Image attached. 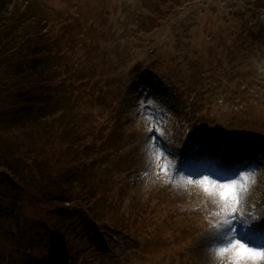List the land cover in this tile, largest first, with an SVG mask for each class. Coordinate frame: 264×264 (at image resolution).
Returning a JSON list of instances; mask_svg holds the SVG:
<instances>
[{"label":"rangeland","instance_id":"rangeland-1","mask_svg":"<svg viewBox=\"0 0 264 264\" xmlns=\"http://www.w3.org/2000/svg\"><path fill=\"white\" fill-rule=\"evenodd\" d=\"M32 1L55 15L45 41L64 35L68 61L85 72L71 100L87 119L74 132L94 149L82 153L76 142L63 150L76 154L73 171L77 164L85 180L80 208L116 225L98 221L94 234L79 218L64 219L45 201L53 194L40 179L47 196L34 186L20 194L26 218L17 230L29 250L20 258L0 237V264H264V254L229 242L211 246L223 238L216 237L221 224H231L222 219L233 216L241 228L264 217V158L239 167L242 175L252 172L238 184V170L231 181L221 177L223 185L210 167L207 180L173 169L187 163L188 155L177 162L183 151L219 155L242 147L248 156L264 143V0ZM144 112L160 122L142 123ZM71 162L54 165L55 173H68Z\"/></svg>","mask_w":264,"mask_h":264},{"label":"trees","instance_id":"trees-1","mask_svg":"<svg viewBox=\"0 0 264 264\" xmlns=\"http://www.w3.org/2000/svg\"><path fill=\"white\" fill-rule=\"evenodd\" d=\"M32 5L28 0H0V237L7 240L6 248L14 255L29 250L26 238L17 230L26 218L21 193L34 186L32 192L47 196L40 184L44 179L53 194L46 202L72 201L83 206L75 190H85L80 176L71 180L70 173L58 175L54 168L64 159L76 158L63 150H73L76 142L86 143L84 134L74 131L87 118L71 102L64 85L67 77L77 78L82 71L77 72L76 63L67 61L57 41L44 39L48 20L55 15H48L45 7L39 15L42 9ZM91 150L89 144L82 153ZM85 196L90 199L91 194ZM88 216L93 223L105 222L100 211L88 212ZM11 256L6 254L7 259Z\"/></svg>","mask_w":264,"mask_h":264},{"label":"bare ground","instance_id":"bare-ground-1","mask_svg":"<svg viewBox=\"0 0 264 264\" xmlns=\"http://www.w3.org/2000/svg\"><path fill=\"white\" fill-rule=\"evenodd\" d=\"M145 120H146V119H142L141 122H142V123H145ZM263 146H264V143H263V142L259 143V149H258L257 154H259L260 149L263 148ZM223 153H228V154H226V155L223 156L224 159H228V158H229V154H232V157L235 156V155H240V154H242V153L244 154V149H243L242 147H240V148H237L236 150H231L230 153H229L228 151H226V150L223 151ZM257 154H254V155L251 154V155H248V156L245 157V158H246V159H250V158L254 157V160H255V161L264 158V153H261L260 155H257ZM236 159H237V158H236Z\"/></svg>","mask_w":264,"mask_h":264}]
</instances>
